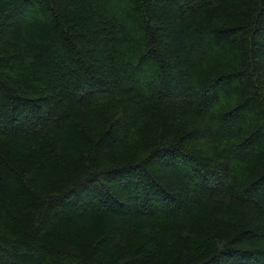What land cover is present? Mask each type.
<instances>
[{
    "label": "trees",
    "instance_id": "16d2710c",
    "mask_svg": "<svg viewBox=\"0 0 264 264\" xmlns=\"http://www.w3.org/2000/svg\"><path fill=\"white\" fill-rule=\"evenodd\" d=\"M0 264H264V0H0Z\"/></svg>",
    "mask_w": 264,
    "mask_h": 264
}]
</instances>
